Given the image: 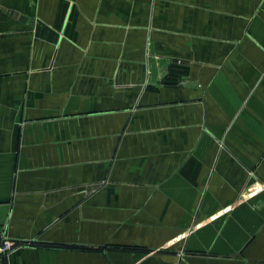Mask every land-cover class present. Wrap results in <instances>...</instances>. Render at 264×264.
Listing matches in <instances>:
<instances>
[{"label": "crops", "instance_id": "0c3cea01", "mask_svg": "<svg viewBox=\"0 0 264 264\" xmlns=\"http://www.w3.org/2000/svg\"><path fill=\"white\" fill-rule=\"evenodd\" d=\"M0 264H264V0H0Z\"/></svg>", "mask_w": 264, "mask_h": 264}, {"label": "built area", "instance_id": "2783aa9c", "mask_svg": "<svg viewBox=\"0 0 264 264\" xmlns=\"http://www.w3.org/2000/svg\"><path fill=\"white\" fill-rule=\"evenodd\" d=\"M16 248V244L10 240H4L0 243V256H6Z\"/></svg>", "mask_w": 264, "mask_h": 264}]
</instances>
